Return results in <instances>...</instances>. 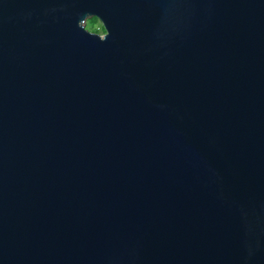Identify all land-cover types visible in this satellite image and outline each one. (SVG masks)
Listing matches in <instances>:
<instances>
[{
	"label": "water",
	"instance_id": "water-1",
	"mask_svg": "<svg viewBox=\"0 0 264 264\" xmlns=\"http://www.w3.org/2000/svg\"><path fill=\"white\" fill-rule=\"evenodd\" d=\"M0 264H264V0H0Z\"/></svg>",
	"mask_w": 264,
	"mask_h": 264
},
{
	"label": "rangeland",
	"instance_id": "rangeland-1",
	"mask_svg": "<svg viewBox=\"0 0 264 264\" xmlns=\"http://www.w3.org/2000/svg\"><path fill=\"white\" fill-rule=\"evenodd\" d=\"M84 26L89 31L98 32L100 34L104 32V28L100 20L95 16L88 17L84 23Z\"/></svg>",
	"mask_w": 264,
	"mask_h": 264
}]
</instances>
